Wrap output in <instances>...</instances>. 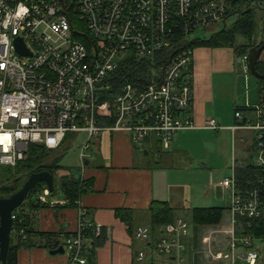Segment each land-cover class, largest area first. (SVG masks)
Here are the masks:
<instances>
[{
  "label": "built area",
  "instance_id": "1",
  "mask_svg": "<svg viewBox=\"0 0 264 264\" xmlns=\"http://www.w3.org/2000/svg\"><path fill=\"white\" fill-rule=\"evenodd\" d=\"M242 1L0 0V168L25 161L31 145L57 151L82 134V166L104 132L126 135L137 146L155 138L169 150L178 132L197 128L185 117L193 104L197 33L220 24L227 28ZM240 62L248 72L249 56ZM255 112L258 122L246 126L262 139L264 85ZM205 128L220 127L212 119ZM260 147L257 166L264 169ZM220 184L231 191L232 226L224 232L230 262L258 264L253 240L238 234L241 222L264 218L262 189L239 188L235 174ZM49 195L46 187L42 201ZM85 216L82 211L78 231L64 240L69 264H88L89 233L95 238L103 233ZM189 233L190 224L179 219L166 225L154 244L151 229L138 227L135 238L142 248L136 263L153 264L157 254L161 264H185Z\"/></svg>",
  "mask_w": 264,
  "mask_h": 264
},
{
  "label": "crops",
  "instance_id": "2",
  "mask_svg": "<svg viewBox=\"0 0 264 264\" xmlns=\"http://www.w3.org/2000/svg\"><path fill=\"white\" fill-rule=\"evenodd\" d=\"M242 57L233 48L195 47L193 104L185 117L197 128L178 132L169 150H163L155 138L137 146L126 135L104 132L93 142L92 158L77 168L79 175L63 168L54 176L56 193L44 202L49 206L25 209L29 229L60 234L63 245L78 231L83 211L88 221L103 227L99 238L89 233L88 264H137L142 243L135 231L138 227L152 231L153 207L165 203L173 211V221L186 220L189 214L185 264H231L230 241L224 235L232 226L231 191L220 183L238 168L257 166L261 152L260 132L246 123L258 122L255 107L263 85L250 65L245 71ZM259 60L264 63V51ZM212 119L219 129L205 128ZM62 178L86 182L91 189L72 205L62 190ZM205 202L215 206L204 207ZM198 209H220L221 222L196 227L193 214ZM13 244L17 245L16 239ZM239 249L243 250L240 244ZM152 260L162 262L157 254ZM18 264H69V255L53 256L44 247L21 248Z\"/></svg>",
  "mask_w": 264,
  "mask_h": 264
},
{
  "label": "trees",
  "instance_id": "3",
  "mask_svg": "<svg viewBox=\"0 0 264 264\" xmlns=\"http://www.w3.org/2000/svg\"><path fill=\"white\" fill-rule=\"evenodd\" d=\"M256 4H258L259 7H264V0H243L240 5L241 10L239 14L233 16L235 21L230 28L221 30L217 34H214L209 40L195 41L193 47L208 46L213 48H233L236 50L239 57L248 54L253 48L260 47L263 42L257 41L258 21L255 16L256 10L247 12L249 8L256 6ZM256 9L258 10V8ZM262 34L264 35V25ZM239 38H242L245 42L240 44L238 41ZM257 70L260 74L264 75V63H261L260 60L257 63ZM260 84L264 85V81L260 80ZM66 142L57 151H51L45 146L31 145L29 147L28 158L25 161L20 162L15 168H0V198H10L13 196L34 173L48 171L55 176L63 169L61 160L64 157V154L62 153L66 151ZM260 144H263L264 146V136L258 141L257 146ZM54 153L55 157L51 160L49 157L54 155ZM235 174L239 188L243 190H251L258 187L262 189L264 197L263 168L251 164L236 169ZM261 181L263 182L261 183ZM61 184L67 200L72 205H75L79 198L91 189L89 186L90 184L75 179L62 178ZM45 189L46 185L44 183L38 184L29 194L24 204L14 212L15 224L7 264H18V251L21 248H49L52 242H58L61 240L60 234L34 233L29 229L30 224L29 219L25 214V209L28 207L30 210H38L49 206V204L41 201ZM55 193L56 191L53 194H50L49 197H53ZM221 218L222 212L220 209H198L194 211L193 224L196 227L216 226L221 222ZM173 222V211L168 204L161 203L153 207L152 234L154 244L162 235V230L160 229V231L159 228L163 226L165 227ZM241 224L244 229L240 236H249L253 242H259L262 245L258 248V246L253 244L251 249H255L259 253L261 250H264V218L251 221L245 220L241 222ZM21 230H25L24 235H20ZM14 239L17 240V245L13 244ZM90 253L92 254V251ZM89 255L90 254L88 253L87 256Z\"/></svg>",
  "mask_w": 264,
  "mask_h": 264
},
{
  "label": "water",
  "instance_id": "4",
  "mask_svg": "<svg viewBox=\"0 0 264 264\" xmlns=\"http://www.w3.org/2000/svg\"><path fill=\"white\" fill-rule=\"evenodd\" d=\"M256 8L250 9L249 11H255ZM258 10L264 11V7H258ZM18 51L22 55H26L27 52L24 50L22 43H18ZM264 51V42L258 48H253L249 54V65L251 73L258 79L264 81V75L260 74L257 70V63L260 59L261 54ZM148 155V153L146 154ZM40 183H44L50 194L55 192V178L48 171L32 174L22 188L10 198H0V263L7 264L11 242L12 233L15 224L14 212L19 209L24 202L27 200L29 194L36 188ZM49 253L53 256L64 255L66 253L64 246L58 242H52L49 246Z\"/></svg>",
  "mask_w": 264,
  "mask_h": 264
},
{
  "label": "rangeland",
  "instance_id": "5",
  "mask_svg": "<svg viewBox=\"0 0 264 264\" xmlns=\"http://www.w3.org/2000/svg\"><path fill=\"white\" fill-rule=\"evenodd\" d=\"M258 7H259L258 4H256V6L251 7L248 10L253 9V8H258ZM255 16H256V19L258 21L257 41L258 42H264V35L262 34L263 25H264V11L256 10ZM234 21H235V18H233V17L230 18L228 20V23H227V28H230ZM223 29H224V25L220 24V25L215 26V27H211V28H208L205 30H200L197 33V38L200 40H209L214 34H217L218 32H220ZM238 41L240 44L245 42L242 38H239ZM85 139H86L85 134L70 137L68 139V141L66 142V151H64L62 153V154H64V157L61 160L62 167L66 168L70 171H73L75 175H79L77 168L81 167V158H80L81 145ZM88 154L92 155V150ZM53 157H55V153H54V155H51L49 158L52 160ZM56 187H57V192H58L59 191V183L57 180H56ZM212 206H215V204L209 203V202L204 203V207H212ZM188 217H189V214L186 216L185 221H190V220H188L189 219ZM253 244L258 246V248H260L262 246L259 242H253ZM240 252H242V251H240ZM240 252H236V254L238 255V254H240ZM258 262H259L258 264H264V250H261V252L259 254V261Z\"/></svg>",
  "mask_w": 264,
  "mask_h": 264
}]
</instances>
